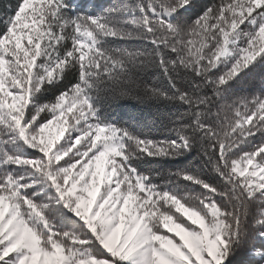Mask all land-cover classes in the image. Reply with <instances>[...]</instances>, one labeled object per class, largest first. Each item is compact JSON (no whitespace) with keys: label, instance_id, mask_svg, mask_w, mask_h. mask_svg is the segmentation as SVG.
I'll use <instances>...</instances> for the list:
<instances>
[{"label":"snow or ice","instance_id":"1","mask_svg":"<svg viewBox=\"0 0 264 264\" xmlns=\"http://www.w3.org/2000/svg\"><path fill=\"white\" fill-rule=\"evenodd\" d=\"M0 264H264V0H0Z\"/></svg>","mask_w":264,"mask_h":264},{"label":"rangeland","instance_id":"2","mask_svg":"<svg viewBox=\"0 0 264 264\" xmlns=\"http://www.w3.org/2000/svg\"><path fill=\"white\" fill-rule=\"evenodd\" d=\"M52 131H53V133H55V131H56V130H55V128H54V129H52Z\"/></svg>","mask_w":264,"mask_h":264},{"label":"trees","instance_id":"3","mask_svg":"<svg viewBox=\"0 0 264 264\" xmlns=\"http://www.w3.org/2000/svg\"><path fill=\"white\" fill-rule=\"evenodd\" d=\"M101 2H104V0H101Z\"/></svg>","mask_w":264,"mask_h":264}]
</instances>
